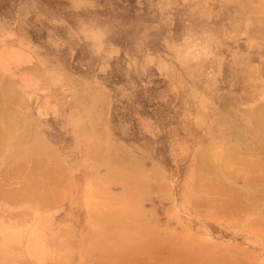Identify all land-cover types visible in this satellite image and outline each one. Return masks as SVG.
Listing matches in <instances>:
<instances>
[{"label": "rangeland", "instance_id": "1", "mask_svg": "<svg viewBox=\"0 0 264 264\" xmlns=\"http://www.w3.org/2000/svg\"><path fill=\"white\" fill-rule=\"evenodd\" d=\"M257 108L264 0H0V264H264Z\"/></svg>", "mask_w": 264, "mask_h": 264}, {"label": "bare ground", "instance_id": "2", "mask_svg": "<svg viewBox=\"0 0 264 264\" xmlns=\"http://www.w3.org/2000/svg\"><path fill=\"white\" fill-rule=\"evenodd\" d=\"M255 111H257L258 112V114L259 113H261V114H263V112L264 111H262V108H257V109H255ZM45 143H43V141H40V140H36V142H35V144H34V146L36 147H34L35 149H42V148H46V145H44ZM47 149V148H46ZM15 151H16V149H15ZM41 155V154H40ZM43 155V154H42ZM17 156V155H16ZM33 156V155H32ZM235 157V156H234ZM233 157V160L235 159ZM226 159V162H224V165L225 166H227V165H229V161H230V159L231 158H228V156L225 158ZM110 160V159H109ZM107 158H105V156L104 157H101V158H99L95 163V166H94V168L98 171V170H100V169H105V172H104V174H106V175H109V176H112V177H116V178H121V179H126L127 181H130V180H132V179H135V181H136V178H139L140 177V174H141V170H140V168H139V166H137V165H134V166H124V164L125 163H123V166H117V165H114L113 163H110V162H108L109 161ZM221 161H223V160H221ZM112 162V161H111ZM54 164H55V162H53ZM130 163V162H129ZM41 164V163H40ZM21 165V164H20ZM54 166V165H53ZM38 168V167H37ZM54 169V168H53ZM143 169V168H142ZM55 171L54 172H56L57 171V168H55L54 169ZM51 171H52V169H51ZM143 171V170H142ZM100 172V171H99ZM144 173V172H143ZM145 173H146V170H145ZM150 174V173H149ZM142 175V174H141ZM154 175V174H153ZM152 175V176H153ZM147 176H150V175H148V173H147ZM11 177V176H10ZM9 177V178H10ZM34 177V176H33ZM3 178V177H2ZM13 178H15V177H13ZM35 178V177H34ZM141 178V177H140ZM149 178V177H148ZM5 179V178H4ZM6 179H7V177H6ZM48 179V178H47ZM50 179V178H49ZM145 179V178H144ZM43 180H44V178H43ZM245 180V179H244ZM2 181V180H1ZM7 181V180H6ZM37 181V180H36ZM49 181H52L51 179L49 180ZM33 182H34V184L35 183H37V185L35 186L34 184H33ZM48 182V181H47ZM14 183V182H13ZM12 183V184H13ZM39 182L37 181V182H35V180H33V181H30V185H33V186H35V188L36 189H38V190H40V188L41 187H43V184H42V186L40 187L39 186V184L41 185V183H39ZM134 183V182H133ZM132 182H131V186H132V184H133ZM138 183V182H137ZM1 184V183H0ZM5 184V183H4ZM37 186H38V188H37ZM52 186V185H51ZM130 186V187H131ZM2 186H0V188H1ZM20 187V186H19ZM46 187V186H45ZM34 190H35V188L34 187H32ZM18 189V188H17ZM16 189V190H17ZM25 189V188H24ZM23 189V190H24ZM236 189V188H235ZM4 190V189H3ZM7 191H9L8 189H6ZM15 190V191H16ZM38 190H36V191H38ZM210 190V189H209ZM217 190V189H216ZM219 190V189H218ZM1 191H2V188H1ZM6 191V192H7ZM11 191V190H10ZM17 191H20V190H17ZM233 191H235V190H233ZM238 191V190H237ZM31 192V191H30ZM13 191H11V194L13 195ZM20 193V192H19ZM23 193H24V191H23ZM39 193H43V192H39ZM45 193V192H44ZM219 193V192H218ZM230 193H233V192H230ZM0 194L2 195L3 194V192L1 193L0 192ZM15 194H16V192H15ZM33 194V193H32ZM57 194V193H56ZM220 194H222V191H221V193ZM12 195H11V197H12ZM23 195V194H22ZM15 196V195H14ZM27 196V195H26ZM4 197V196H3ZM21 197V196H20ZM261 197V196H260ZM6 198V197H5ZM23 198V197H22ZM30 198V197H29ZM34 198V197H33ZM56 198V197H55ZM237 198H240V197H238L237 196ZM14 199V198H13ZM40 199V198H39ZM262 199V198H261ZM238 200V199H237ZM240 201H242V199H239ZM251 201V200H250ZM253 201V200H252ZM256 201V200H255ZM210 202V201H209ZM235 202V201H234ZM254 202V201H253ZM130 203V202H129ZM222 203V202H221ZM244 203V202H243ZM224 204V203H223ZM238 204H241V203H238ZM102 205V204H101ZM127 205H128V203H127ZM130 205H132V204H130ZM134 205V204H133ZM132 205V206H133ZM213 205V204H212ZM211 205V206H212ZM218 205H219V203H218ZM248 207H249V205H248ZM131 208V207H130ZM129 208V209H130ZM242 208H244V206L242 207ZM122 210H123V208H121ZM129 209H128V211H129ZM132 209V208H131ZM130 209V210H131ZM246 209V208H245ZM250 209V208H249ZM255 209V208H254ZM108 210V209H107ZM109 211V210H108ZM246 211H247V209H246ZM106 212V211H105ZM125 212H127V211H125ZM114 213V212H113ZM117 213V212H116ZM133 213V212H132ZM226 213V212H225ZM109 215V214H108ZM113 215V214H112ZM225 215V214H224ZM227 215V214H226ZM94 216V218H95V216L96 215H93ZM102 216V215H101ZM116 216V215H115ZM137 216V215H136ZM103 217V216H102ZM105 217H106V215H105ZM135 217V216H134ZM141 217V216H140ZM93 218V217H92ZM244 218V217H243ZM133 219H135V218H133ZM257 219V218H256ZM138 220V219H137ZM215 220V219H214ZM240 220V219H239ZM253 220H255V219H253ZM260 222V221H259ZM259 225V224H258ZM139 226H141V225H139L138 224V228H139ZM133 227H134V225H133ZM135 228H137V227H135ZM142 228V227H141ZM146 229H147V227H146ZM98 230V229H97ZM148 230V229H147ZM139 232V231H138ZM141 232H144L143 230L141 231ZM165 232V231H164ZM162 233H163V231H162ZM8 236L10 235V234H7ZM142 235V234H141ZM146 238H148L149 240H150V243H151V245L153 246V245H156L157 246V244L159 243V236H158V234L157 233H155V232H153L152 230H150L149 232H147V234H146ZM171 238V237H170ZM169 238V239H170ZM163 238H161V240H162ZM165 239V238H164ZM168 239V240H169ZM171 240V239H170ZM99 241V240H98ZM164 240H162V242H163ZM169 242V241H168ZM173 242V241H172ZM177 243V242H176ZM94 244V243H93ZM148 244V243H147ZM165 244H166V242H165ZM178 244H179V242H178ZM175 245V244H174ZM173 245V246H174ZM156 246H154V247H156ZM168 246H170V245H168L167 244V247ZM95 247V246H94ZM175 247V246H174ZM178 247V246H177ZM180 247V246H179ZM144 248H146V247H144ZM143 248V249H144ZM156 248H158V247H156ZM176 248V247H175ZM177 249V248H176ZM238 249V248H237ZM167 250V249H166ZM169 250V249H168ZM129 251V250H128ZM138 252L140 251V250H137ZM171 251H172V249H171ZM174 251V250H173ZM137 253V252H136ZM202 254V253H201ZM182 255V254H181ZM248 255V254H247ZM183 256V255H182ZM242 256V255H241ZM245 256H246V253H245ZM171 257V256H170ZM187 257V256H186ZM248 257V256H247ZM189 258V257H188ZM175 260V259H174ZM239 260V259H238ZM258 264V263H257Z\"/></svg>", "mask_w": 264, "mask_h": 264}, {"label": "trees", "instance_id": "3", "mask_svg": "<svg viewBox=\"0 0 264 264\" xmlns=\"http://www.w3.org/2000/svg\"><path fill=\"white\" fill-rule=\"evenodd\" d=\"M112 80L110 83L113 84H120L121 80H116V78H111ZM130 105L128 102L123 100H116L113 110H112V119L113 122L116 123L117 121H123L124 123H131V112ZM129 136L132 139H136L139 136V132L132 121L130 128H129Z\"/></svg>", "mask_w": 264, "mask_h": 264}]
</instances>
